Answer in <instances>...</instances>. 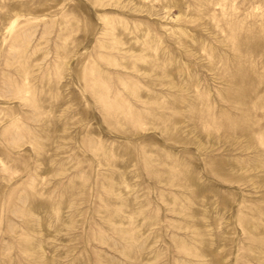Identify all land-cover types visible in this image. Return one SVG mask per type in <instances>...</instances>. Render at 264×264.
Wrapping results in <instances>:
<instances>
[{
  "label": "rangeland",
  "instance_id": "374dc122",
  "mask_svg": "<svg viewBox=\"0 0 264 264\" xmlns=\"http://www.w3.org/2000/svg\"><path fill=\"white\" fill-rule=\"evenodd\" d=\"M0 264H264V0H0Z\"/></svg>",
  "mask_w": 264,
  "mask_h": 264
}]
</instances>
